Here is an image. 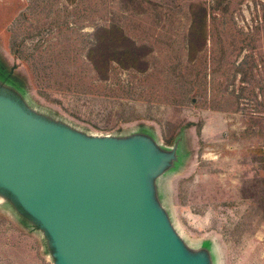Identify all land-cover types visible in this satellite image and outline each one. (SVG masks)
Segmentation results:
<instances>
[{
	"label": "rangeland",
	"instance_id": "374dc122",
	"mask_svg": "<svg viewBox=\"0 0 264 264\" xmlns=\"http://www.w3.org/2000/svg\"><path fill=\"white\" fill-rule=\"evenodd\" d=\"M189 1L0 0V100L84 141L140 146L138 190L182 264H264V0H202L193 58ZM111 25L145 46L142 70H94L93 34ZM0 264H63L1 182Z\"/></svg>",
	"mask_w": 264,
	"mask_h": 264
},
{
	"label": "water",
	"instance_id": "95a60500",
	"mask_svg": "<svg viewBox=\"0 0 264 264\" xmlns=\"http://www.w3.org/2000/svg\"><path fill=\"white\" fill-rule=\"evenodd\" d=\"M144 166L140 146L84 141L0 100V167L10 175L0 182L44 221L63 264H182L138 190Z\"/></svg>",
	"mask_w": 264,
	"mask_h": 264
},
{
	"label": "trees",
	"instance_id": "16d2710c",
	"mask_svg": "<svg viewBox=\"0 0 264 264\" xmlns=\"http://www.w3.org/2000/svg\"><path fill=\"white\" fill-rule=\"evenodd\" d=\"M210 5L216 7V3L228 0H212ZM207 5L202 0H191L188 3L189 26L187 29L186 48L188 57L193 58L201 50L206 41ZM93 41L89 45L87 58L94 70L104 76L106 65L110 61L117 62L124 68L142 70L144 66L145 46H137L116 26L98 27L93 34Z\"/></svg>",
	"mask_w": 264,
	"mask_h": 264
},
{
	"label": "bare ground",
	"instance_id": "6f19581e",
	"mask_svg": "<svg viewBox=\"0 0 264 264\" xmlns=\"http://www.w3.org/2000/svg\"><path fill=\"white\" fill-rule=\"evenodd\" d=\"M106 156V155H105ZM110 167H112V170L114 171V173H115V175L116 176H119L120 177V171H121V169H122V163L120 162V161H118V162H116V163H114V165H112V166H110ZM129 171V170H128ZM130 173V172H129ZM130 175H131V173H130ZM0 178H5V179H9V177H10V175L7 173V171H5V170H2V168L0 167ZM118 177V178H119ZM131 177H132V175H131ZM15 178V177H14ZM15 179H17V178H15ZM21 190H23V189H21ZM25 190V191H24ZM24 190L22 191L25 195L26 194H32L31 193V190L28 188V187H24ZM188 258V257H187Z\"/></svg>",
	"mask_w": 264,
	"mask_h": 264
}]
</instances>
